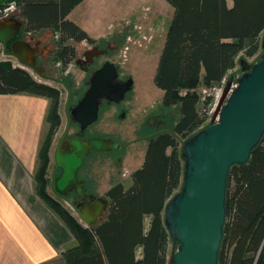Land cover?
Returning <instances> with one entry per match:
<instances>
[{"label": "trees", "instance_id": "trees-1", "mask_svg": "<svg viewBox=\"0 0 264 264\" xmlns=\"http://www.w3.org/2000/svg\"><path fill=\"white\" fill-rule=\"evenodd\" d=\"M81 1L26 0L18 13L26 33L44 28L54 31L59 45L55 59L62 71L75 58L73 43H95L86 31L67 19ZM166 1L174 12L154 83L163 92V107L177 106L178 117L168 127L172 132L163 130L148 138L143 164L131 173V184L124 187L117 182L106 190L107 209L100 221L82 226L44 189L39 190L77 239V244L62 254L65 264H168L169 246L177 248V244L165 226L164 209L183 181L180 139L210 124L213 103L210 94L201 96L189 90L181 93L179 87H192L199 81L208 88L215 87L237 67L239 56L251 58L260 50L264 0H230V4L228 0ZM11 2L18 5V0H0V16ZM17 91L51 99L50 131L58 120L59 90L36 80L10 59H0V93ZM48 142L47 135L40 149V186L49 160ZM225 206L217 264H264V134L246 163L230 167Z\"/></svg>", "mask_w": 264, "mask_h": 264}, {"label": "water", "instance_id": "water-1", "mask_svg": "<svg viewBox=\"0 0 264 264\" xmlns=\"http://www.w3.org/2000/svg\"><path fill=\"white\" fill-rule=\"evenodd\" d=\"M23 27L24 21L15 15L0 19V43L5 53L43 79L56 80L46 75L44 68L37 63L36 46L21 38L12 40L23 31ZM260 49L262 53L257 62L250 64L246 59L239 60L241 72L237 85L230 93L229 84L224 87L210 124L192 136L180 139L183 181L164 209L165 226L177 244L168 264H217L226 214L228 171L234 164L247 162L264 134V33ZM92 57L90 52L89 62ZM131 87L132 80L121 81L117 65L106 60L92 72L87 88L70 113L67 112L68 100L66 102L67 124L54 151L50 187L65 200L66 192L71 190L83 197L84 201L73 207L87 225L103 218L107 199L87 200L79 171L91 152L115 150L119 142L103 136L65 138V135L71 121L77 123L81 131L86 130L97 121L103 102H120ZM215 117H218L217 121ZM165 130L172 132L171 129ZM57 169L59 173L55 175Z\"/></svg>", "mask_w": 264, "mask_h": 264}, {"label": "rangeland", "instance_id": "rangeland-1", "mask_svg": "<svg viewBox=\"0 0 264 264\" xmlns=\"http://www.w3.org/2000/svg\"><path fill=\"white\" fill-rule=\"evenodd\" d=\"M153 3L152 0L140 3L139 8L143 9V5L147 4L146 8L137 14L133 21H129L132 19L129 17L125 19L120 17L121 23L114 28L115 30L108 35L107 39L94 40V44L87 42L74 44L75 58L64 71L55 59L59 49L57 38L53 36L54 33H49L45 41L48 46L44 51L42 50L39 62L46 75L59 81L43 79L32 69L24 67L14 60L18 66L27 69L36 80L59 90L58 120L50 131V123L47 124L49 160L44 171V183L39 185V190L44 189L52 199L58 201L84 224L86 223L80 218L78 210L71 205L70 200L61 199L51 191L50 186L54 171V151L67 124L66 102L68 100L69 106V103L76 101L78 97L77 94L75 95L76 92L80 95L85 91L88 86L89 74L104 61L109 60L117 65L120 79L130 78L132 80V87L125 94L123 100L112 105L106 102L102 103L97 121L86 131L87 136H103L121 143V147L115 150L91 152L84 162V168L79 173L88 178L90 190L98 197L106 198V190L114 183L120 182L124 187L131 184V173L143 164L148 145V139L141 136L153 130V127L146 125L145 120L150 115L158 114L166 120L164 126L171 127L178 117L177 106L163 107V92L154 83V74L174 9L168 2L163 4V7ZM16 12L17 7L13 13ZM22 39L29 41V35L25 33ZM29 42L34 44L33 41ZM107 43L110 44L107 47H102ZM90 52L93 53L92 61H87V67H83L80 62H84L86 57L88 60ZM261 53L260 49L254 59L239 56L237 67L226 75L225 80L230 81L236 76L239 77L241 71H239L238 63L240 59H246L251 64L259 60ZM217 87L218 85L208 88L202 81H199L192 87L181 85L179 91L182 93L189 90L201 96L210 94L213 96L214 102L219 94ZM212 108L213 103L209 111L210 120L213 118L214 110ZM73 123L68 129L69 134L78 131L77 125ZM148 220L147 218L146 224H148ZM175 249L176 246L172 244L169 246V257Z\"/></svg>", "mask_w": 264, "mask_h": 264}, {"label": "crops", "instance_id": "crops-1", "mask_svg": "<svg viewBox=\"0 0 264 264\" xmlns=\"http://www.w3.org/2000/svg\"><path fill=\"white\" fill-rule=\"evenodd\" d=\"M139 1L82 0L70 10L67 19L94 40H105L121 23L120 17L133 21L145 10L147 4L139 8L145 0ZM152 1L159 7L167 4L166 0ZM25 2L18 0L15 16L19 17ZM49 33L54 31L44 28L26 34L34 43L31 45L44 51ZM0 59H10L18 65L1 43ZM50 106L49 97L27 91L0 93V264H65L63 252L77 244L71 230L39 193L40 149Z\"/></svg>", "mask_w": 264, "mask_h": 264}, {"label": "flooded vegetation", "instance_id": "flooded-vegetation-1", "mask_svg": "<svg viewBox=\"0 0 264 264\" xmlns=\"http://www.w3.org/2000/svg\"><path fill=\"white\" fill-rule=\"evenodd\" d=\"M26 32L24 31V29H23V31H21L18 35H19V37H17V39H19V38H23V36H24V34H25ZM110 43H107L105 46H102V47H107L108 45H109ZM100 46V45H99ZM110 48L112 47V46H109ZM41 53H42V50L40 49V48H38L37 49V51H36V55H37V63L38 64H40V62H39V57H40V55H41ZM87 57H86V59L84 60V62L82 61V62H80V65H82L83 67H87ZM78 62V61H77ZM93 72V71H92ZM119 73V72H118ZM91 74L92 73H90L89 74V76H91ZM120 79V78H119ZM128 79V78H127ZM127 79H120L121 81H125V80H127ZM56 80H58V79H56ZM59 81V80H58ZM77 94V99H76V101H74V102H72V103H69V106H67V112L68 113H70V109H71V107L77 102V100L81 97V95L82 94H78V92H76L75 93V95ZM112 104H115V103H110V105H112ZM165 119H163L162 117H161V115H158V114H154V115H150L146 120H145V123H146V125H148V127H153V130L152 131H150V132H148L147 134H145V135H142L141 137L142 138H146V139H148V138H150L151 136H153V135H156V134H158L160 131H163V130H165V129H168V127H165L164 126V123H165ZM71 123H73L72 121L70 122V125H71ZM73 124H75V125H77V127H78V131L77 132H74V133H72V134H69L68 132H67V134L65 135V138L66 137H81V138H88V137H90V136H87L86 135V131L88 130V128L86 129V130H83V131H81L80 129H79V126H78V124L77 123H73ZM69 128H70V126H69ZM156 132V133H155ZM158 132V133H157ZM149 134H153V135H151V136H149V137H146L147 135H149ZM59 140H60V138H59ZM59 140H58V143H59ZM121 147V143L119 142V147L118 148H120ZM90 155V154H89ZM86 160V159H85ZM59 173V169H57L56 170V172H55V175H57ZM79 173H80V171H79ZM53 174H54V171H53ZM79 176V179H82L83 180V182H84V187H85V193L87 194V197H86V199L87 200H92V201H94L95 199H97V198H99L96 194H94L91 190H90V188H89V183H88V178H86V177H84V176H82V175H78ZM53 177V176H52ZM92 196V197H91ZM61 198V197H60ZM65 198H66V200H70V202H71V205L72 206H74V207H78L83 201H84V199H83V197L82 196H77L76 195V193H75V191L74 190H71V191H67L66 192V194H65ZM91 198V199H90ZM61 199H63V198H61Z\"/></svg>", "mask_w": 264, "mask_h": 264}, {"label": "built area", "instance_id": "built-area-1", "mask_svg": "<svg viewBox=\"0 0 264 264\" xmlns=\"http://www.w3.org/2000/svg\"><path fill=\"white\" fill-rule=\"evenodd\" d=\"M16 4L14 3V2H11L6 8H4L3 9V12H2V14H1V16H0V19H2V18H6V17H9V16H11V15H13L14 13V10L16 9ZM256 56V55H255ZM255 56H253V57H251V58H248V59H254V57ZM237 78H238V76H236L235 78H233L232 80H230V81H226L225 80V78L221 81V83L218 85V93L219 94H217V96H216V99H215V101L213 102V108H212V110H215V108H216V105H217V103H218V101H219V99H220V97H221V95H222V92H223V89H224V87L227 85V84H229V90H228V93H230L231 92V90L237 85ZM214 112V111H213ZM217 119H218V117H215V121H217ZM210 120V119H209ZM208 120V121H209ZM212 120V119H211ZM211 120H210V122H211Z\"/></svg>", "mask_w": 264, "mask_h": 264}]
</instances>
